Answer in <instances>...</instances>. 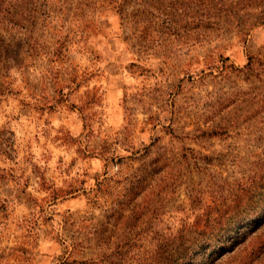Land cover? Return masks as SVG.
<instances>
[{"label":"rangeland","instance_id":"rangeland-1","mask_svg":"<svg viewBox=\"0 0 264 264\" xmlns=\"http://www.w3.org/2000/svg\"><path fill=\"white\" fill-rule=\"evenodd\" d=\"M182 249L264 264V0H0V264Z\"/></svg>","mask_w":264,"mask_h":264},{"label":"trees","instance_id":"trees-1","mask_svg":"<svg viewBox=\"0 0 264 264\" xmlns=\"http://www.w3.org/2000/svg\"><path fill=\"white\" fill-rule=\"evenodd\" d=\"M225 60H228V57H225ZM248 66H252V58L249 57V62L247 63ZM232 65V64H231ZM233 66V65H232ZM218 221H216L215 227L212 228V232L208 234V236L199 237L198 240L195 241L196 246H209L212 242H217L218 244H222L224 240H227L228 238L233 240L234 236L229 235L231 231H233L231 224H234L235 226L241 224L243 222L242 217L239 215H231L228 216L224 221V224L220 223L219 218H216ZM228 224V225H227ZM218 226V227H216ZM189 254V250L182 249L181 252V262H177L175 264H186L185 260H187V256Z\"/></svg>","mask_w":264,"mask_h":264}]
</instances>
